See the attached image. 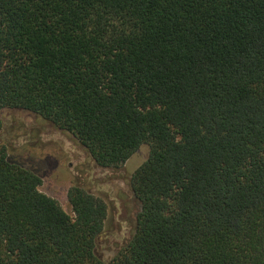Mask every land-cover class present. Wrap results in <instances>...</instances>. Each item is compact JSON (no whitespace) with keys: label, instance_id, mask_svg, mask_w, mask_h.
<instances>
[{"label":"trees","instance_id":"1","mask_svg":"<svg viewBox=\"0 0 264 264\" xmlns=\"http://www.w3.org/2000/svg\"><path fill=\"white\" fill-rule=\"evenodd\" d=\"M5 109L103 168L142 145L135 234L111 264H264V0H0ZM0 150V264H105L108 205L74 216Z\"/></svg>","mask_w":264,"mask_h":264},{"label":"rangeland","instance_id":"2","mask_svg":"<svg viewBox=\"0 0 264 264\" xmlns=\"http://www.w3.org/2000/svg\"><path fill=\"white\" fill-rule=\"evenodd\" d=\"M1 120L0 150L5 148L11 161L37 172L43 179L40 190L56 199L69 215L74 216L68 191L75 185L107 203L108 218L97 253L105 264H111L136 231L141 203L131 181L148 160L150 146L142 145L120 168H103L74 135L33 113L5 109Z\"/></svg>","mask_w":264,"mask_h":264}]
</instances>
